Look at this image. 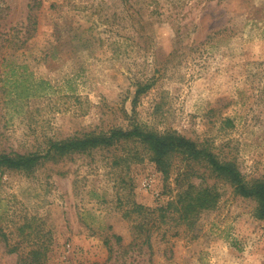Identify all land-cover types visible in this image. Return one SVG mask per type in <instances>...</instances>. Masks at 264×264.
<instances>
[{"label": "rangeland", "instance_id": "374dc122", "mask_svg": "<svg viewBox=\"0 0 264 264\" xmlns=\"http://www.w3.org/2000/svg\"><path fill=\"white\" fill-rule=\"evenodd\" d=\"M134 123L264 178V0H0L1 152ZM194 168L219 192L195 221L167 207L178 167L165 178L138 143L0 171V264L27 243L45 264H264L256 201Z\"/></svg>", "mask_w": 264, "mask_h": 264}, {"label": "trees", "instance_id": "16d2710c", "mask_svg": "<svg viewBox=\"0 0 264 264\" xmlns=\"http://www.w3.org/2000/svg\"><path fill=\"white\" fill-rule=\"evenodd\" d=\"M10 71H5L6 77L3 80H30L27 75H24L25 69L19 74L13 67L10 68ZM147 88V83H137L132 99L133 109L137 105L140 94ZM122 141L138 143L148 151L151 160L155 162L157 169L165 178L169 177L175 166L178 167L175 180L178 190L174 199L167 202V207L179 212L181 219L195 221V216H198L203 210L214 208L218 203L217 188L204 185L202 182L194 184L189 181V177L195 173L194 165L202 164L211 175L230 183L236 193L255 200L254 215L258 219L264 220V178L246 179L237 163L232 159L222 157L210 143L190 139L176 130L158 132L134 123L131 127H115L105 131L49 139L47 147L35 152L7 153L0 151V171L8 169L32 170L44 161H59L67 155L90 152L94 148H110ZM176 156H179L181 161L173 162ZM137 206L145 210L141 204ZM1 235L6 237L5 233H1ZM7 246L9 252H16L22 247L26 248L23 249L22 252L25 255L20 257L18 264H45V260L41 258L45 252L38 244L27 243L26 246H22V244L16 243L7 244Z\"/></svg>", "mask_w": 264, "mask_h": 264}]
</instances>
